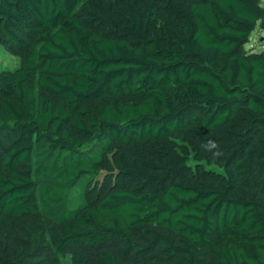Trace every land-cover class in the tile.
<instances>
[{
    "label": "trees",
    "instance_id": "obj_1",
    "mask_svg": "<svg viewBox=\"0 0 264 264\" xmlns=\"http://www.w3.org/2000/svg\"><path fill=\"white\" fill-rule=\"evenodd\" d=\"M259 23L264 0H0V264H264Z\"/></svg>",
    "mask_w": 264,
    "mask_h": 264
},
{
    "label": "rangeland",
    "instance_id": "obj_2",
    "mask_svg": "<svg viewBox=\"0 0 264 264\" xmlns=\"http://www.w3.org/2000/svg\"><path fill=\"white\" fill-rule=\"evenodd\" d=\"M116 4V3H115ZM154 34L162 41H164L166 38L168 39V35L166 32V29L164 27L163 22L161 19L155 21V25L153 28ZM245 50L247 52H262L264 51V24L259 23L256 27V29L251 33L249 42L244 46ZM22 65V61L20 57H18L16 54L11 52L7 47L0 46V70L3 69H15L19 68ZM37 94L39 95L41 93V89L39 88L37 84V79L33 83ZM91 105V108L94 110L95 103H89ZM172 140H175V142L179 143V152L181 156L189 161V162H198L200 161L196 157V151L191 147L190 145H184V143H181L179 139L175 136H171ZM177 144V143H176ZM96 143L94 141H90L86 143V146L84 147V150H89L94 148ZM108 158H111V153H107ZM198 160V161H196ZM71 253L67 252L62 255H60V262L62 264H72L71 261Z\"/></svg>",
    "mask_w": 264,
    "mask_h": 264
}]
</instances>
